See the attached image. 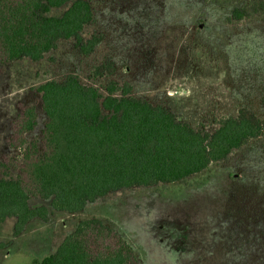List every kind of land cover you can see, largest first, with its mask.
<instances>
[{
	"label": "rangeland",
	"instance_id": "obj_1",
	"mask_svg": "<svg viewBox=\"0 0 264 264\" xmlns=\"http://www.w3.org/2000/svg\"><path fill=\"white\" fill-rule=\"evenodd\" d=\"M264 0H96L95 20L84 38L103 41L89 55L73 39L61 40L41 60L0 67V161L41 144L46 115L36 87L76 74L101 89L128 81L134 95L165 104L179 121L210 132L216 120L252 109L264 120ZM256 6L258 8H256ZM68 5L51 10L60 15ZM251 10L229 21L233 10ZM255 8V9H254ZM114 61L112 75L93 67ZM33 104L37 124L27 143L12 148L20 104ZM18 170L9 175L17 177ZM48 221L35 218L14 235L15 217L0 223V264H33L53 253L78 223L99 218L133 247L140 264H264V138L250 140L227 160L183 180L119 190L76 213L57 212L50 199Z\"/></svg>",
	"mask_w": 264,
	"mask_h": 264
},
{
	"label": "trees",
	"instance_id": "obj_2",
	"mask_svg": "<svg viewBox=\"0 0 264 264\" xmlns=\"http://www.w3.org/2000/svg\"><path fill=\"white\" fill-rule=\"evenodd\" d=\"M96 0H0V67L14 61L41 60L61 40L73 39L89 55L103 41L95 32L82 35L95 20ZM68 5L60 15L51 10ZM264 13V1L260 3ZM256 8H258L256 6ZM255 9V8H254ZM251 10L236 7L228 20H242ZM114 61L93 67L96 77L112 75ZM46 115L42 147L37 138L23 152L0 161V223L15 217L14 235L35 218L48 221L46 205L32 207L31 198L50 199L51 208L76 213L89 203L119 190L169 184L191 177L212 163L227 160L250 140L264 138V120L252 109L216 120L212 132L179 121L165 104H153L133 93L125 81H109L103 89L83 83L76 74L36 87ZM7 142L26 144L37 124L33 104H20ZM18 170L11 177L9 170ZM33 264H140L133 247L99 218L81 220L56 250Z\"/></svg>",
	"mask_w": 264,
	"mask_h": 264
},
{
	"label": "crops",
	"instance_id": "obj_3",
	"mask_svg": "<svg viewBox=\"0 0 264 264\" xmlns=\"http://www.w3.org/2000/svg\"><path fill=\"white\" fill-rule=\"evenodd\" d=\"M22 60V59H21ZM55 211H57V210H55ZM57 212H67V211H57ZM51 215V214H50ZM34 220V219H33ZM31 222V221H30Z\"/></svg>",
	"mask_w": 264,
	"mask_h": 264
}]
</instances>
